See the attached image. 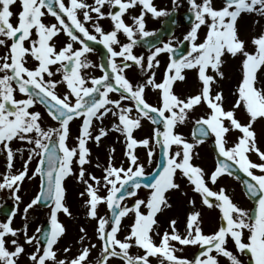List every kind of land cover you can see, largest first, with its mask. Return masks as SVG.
<instances>
[{"label":"snow or ice","instance_id":"6c2138e0","mask_svg":"<svg viewBox=\"0 0 264 264\" xmlns=\"http://www.w3.org/2000/svg\"><path fill=\"white\" fill-rule=\"evenodd\" d=\"M185 2L189 30L183 38L173 44V37L162 46L147 42V52L137 54L136 46L155 35L146 30V16L172 17L181 7L178 0H171L170 10L158 8L153 0H0V154L5 157L0 192H7L13 202L10 210L0 205L6 216L0 221V264H20L21 256L30 264H112L113 260L120 264H153V260L156 264H264V147L255 129L264 121V31L252 37L254 48L249 51L238 27L242 14L257 17L254 23L264 19V0ZM137 7L139 13L133 15L131 10ZM46 16L55 22L45 23ZM104 19L111 22L108 30L101 24ZM171 23L177 21L173 18ZM60 34L67 39L58 47ZM185 42L187 49L181 47ZM94 44L106 50V63L95 65L89 60ZM165 53L168 60L158 81L159 57ZM227 56L241 58L235 101L228 108L219 87ZM90 67H99L102 74L89 76L84 70ZM133 67L144 79L128 78L127 70ZM187 71L196 72L200 86L195 94L181 96L174 85L186 79ZM149 90L159 93L155 104L147 98ZM17 93L23 98H17ZM37 104L44 106L55 126H48L44 114L34 110ZM202 105L206 111L194 118L190 141L176 129ZM238 111L246 115L245 120ZM109 116L113 118L110 127L103 124ZM75 120H80L78 135L69 144ZM145 120L154 126L151 135L137 138L134 133ZM232 131L239 135L229 144ZM110 132L118 134L117 140L122 138L127 166L114 163L110 154L103 167L96 164L102 171L96 176L85 167L92 163L89 143L99 146ZM209 139L217 159L214 170L206 173L192 161L198 155L196 148ZM14 141L23 142L24 147L13 148ZM140 147L148 164L159 150L151 172H146L138 155ZM114 152L112 147L110 153ZM253 154L259 162L251 159ZM18 155L20 168H16ZM33 160L35 167L30 168ZM237 170L247 177L241 183L245 195L255 202L254 210L239 206L225 187L209 186ZM178 173L204 206L219 210L220 224L213 232L203 231L202 212L193 199L188 200L192 210L186 214L184 231L178 230L176 219H170L168 229L160 232L157 216L172 207L167 193L180 190ZM73 175L84 185L79 195L86 197L85 215L96 221L100 248L95 259L90 256L97 245L83 226L75 255L68 256L71 248L64 247L61 256L56 247L67 232L59 214L72 216L65 180ZM33 179H38V191L20 209L23 184ZM141 188L148 189L143 198L138 195ZM130 198H135L131 205ZM41 205L49 209L47 223L29 235L30 210ZM101 205L106 206L104 214H100ZM17 213L24 220L21 228L13 226ZM129 217L121 238L123 221ZM26 245L33 250L27 252ZM185 246L198 250L191 258L178 255ZM132 248L138 252L133 254Z\"/></svg>","mask_w":264,"mask_h":264},{"label":"rangeland","instance_id":"374dc122","mask_svg":"<svg viewBox=\"0 0 264 264\" xmlns=\"http://www.w3.org/2000/svg\"><path fill=\"white\" fill-rule=\"evenodd\" d=\"M220 1L217 0V3ZM156 6L158 8L166 7V9L172 8L171 0H155ZM181 3L183 5L182 9H188V5L186 4L185 0H181ZM257 19L254 15L249 14H242V17L238 19V27H239V33L242 39H245L248 44V50L252 51L254 46L251 44V39L253 36H256L261 33V31H264V19H261L259 23H254V20ZM203 35V32L201 33ZM241 58L238 56L236 58H233L231 56L225 57V63L223 65L222 70L225 73V77L223 80L220 81L219 87L223 89V93L225 96V107H231L232 103L235 101V96L233 95L234 88L238 80L241 76ZM161 67H159L158 71ZM144 79V76H140L139 80ZM159 80V79H157ZM197 83L196 88H192L193 83ZM179 83V82H178ZM200 84L195 79V75H189L187 80L185 82L176 84L174 86V89L177 94L181 96L195 94V92L198 90ZM158 92L154 91V100L157 101L158 99ZM206 111V106H200L197 107L196 110L191 114V119L184 125L180 126L176 130L180 133H182L185 137H187L190 141L192 139V127L194 125V118L198 117L199 115L203 114V112ZM238 117L241 120L246 119V115L242 111L237 112ZM113 120L108 121L106 120L105 126H109ZM154 126L147 120L143 121V126L136 130L135 136L137 138H143L146 136H150L152 132V128ZM255 129L257 132L259 143L262 147H264V121H260L255 125ZM239 135L238 131H232L228 134V140L229 144H231L236 137ZM117 133L110 132L109 135L105 138L106 142H103L97 146L94 145L91 160L92 163L86 165L85 167L89 172H92L96 176H101L102 171L101 168H97L96 164L99 163L102 167L106 164L108 156L111 154L114 156V163L119 165L121 162L127 166L126 158L123 155L124 151V145L121 143V140H117ZM74 144V143H70ZM91 146H93V142H91ZM114 147L115 152L110 153V149ZM102 149V150H101ZM138 155L141 159V161L145 164V170L146 172H151L152 169L155 167L156 160L158 159V150L157 154L154 156L152 164L147 163V157H146V151L143 147H140L137 149ZM196 152L198 155H196L193 159V163L196 165H199L202 167L206 173H210L214 169V155L212 151L209 148V145L207 143H203L199 145L196 148ZM251 159L253 161L259 162L258 158L255 154L251 156ZM1 167V166H0ZM74 170L76 169V166L74 165ZM30 168H34V166H30ZM4 170H0V173H3ZM28 187H31L34 185L36 188L38 180L33 179L31 181H27ZM176 182L180 184V190H172L169 193H167L169 197V202L171 203L172 207L165 209L162 213L158 214L157 219L160 224V232L162 233L165 229H168L169 226V220L170 219H176L177 220V227L180 232L184 231L185 228V217L186 214L191 211V206L188 204L189 199L195 200V206L198 210L202 212V228L205 233H211L214 230L217 229V227L220 224V213L218 212L217 219L215 217V208H208L204 206L201 202L200 196L192 191V186L188 183L187 179L180 176L179 173L176 177ZM36 183V184H35ZM211 187L213 189H216L217 187L215 185H212L210 183ZM219 187H225L227 191L230 193H233V196L236 199V202L239 203V206L242 207L243 205V195L241 188L237 184V182L229 177H224L223 179L218 180ZM38 187V186H37ZM65 187L67 189L66 198H67V204L72 212V216H66L63 213L59 214L60 221L65 225L67 232L63 236V238L59 241L60 244L64 247H68V244H73L74 249H71V253L75 255L77 253V250L81 247L80 243L78 242V238L81 235L80 228L83 226L86 228L88 232V236L91 238V242L95 243L97 245L96 249H93L91 252V259H95L99 255V248H100V241L96 239L94 229L96 225L95 220H91L86 217L85 212L86 209L83 204V199L81 198L79 193L84 190V185L77 181L76 176L73 175L71 177L66 178L65 180ZM27 192H30L28 188H26ZM148 190L142 188L139 190V197L143 198L147 195ZM6 192H0V205L4 204H12L13 202L8 197L5 198ZM35 196V192H32ZM186 193V194H185ZM101 194L103 193V190H101ZM28 197L24 203L20 205V209L24 207V204L28 203L31 199ZM135 199V198H133ZM38 207H34L32 210H30V216H29V227L28 232L29 235H31L37 226L42 225L43 222L47 221L48 217V211H42ZM37 209V210H36ZM100 214H104L107 209L106 206L101 205L100 206ZM4 215H0V221L5 220ZM131 222V217L125 218L123 221V229L120 233L121 238L123 235L127 232V225ZM24 224V220L22 218V215L20 213H17V215L14 217L13 220V226L17 228H21ZM22 239V237H21ZM157 241L159 240V237H156ZM58 243V244H59ZM27 247L32 251L33 247L27 245ZM26 247V249H28ZM188 247V248H187ZM184 247L183 251L189 252L194 251L195 246H187ZM131 252L133 254H136L138 252V249L132 248ZM20 264H30V262L27 260V257L21 256L20 258ZM112 264H120V261L113 260Z\"/></svg>","mask_w":264,"mask_h":264},{"label":"flooded vegetation","instance_id":"af4514ba","mask_svg":"<svg viewBox=\"0 0 264 264\" xmlns=\"http://www.w3.org/2000/svg\"><path fill=\"white\" fill-rule=\"evenodd\" d=\"M92 2V0H89V3H91ZM178 2L180 3V4H182L181 3V0H178ZM153 3L156 5L157 3H155V0H153ZM181 7H182V5H181ZM181 7H179L176 11H175V20L177 21V23H178V25L179 26H177L175 29H174V31H173V34H172V36L171 37H169V38H165L164 40H163V42H162V44L163 43H165V42H168L170 39H172L173 37L175 38V39H172V43L173 44H175L176 43V40H178V39H182L183 38V35L184 34H186V32L189 30V27H187V26H185L184 25V19H183V17H182V13L184 12V10H181ZM161 8H166V7H161ZM18 9H19V5L17 4L16 6H14L13 7V11L15 12V11H18ZM108 9L106 8L105 9V11H107ZM131 13L133 14V15H136V14H138L139 13V7H137V8H135V9H132L131 10ZM166 16H160V17H153L151 14H148L147 16H146V30H148V31H153V32H155L161 25H159V27L157 28V23L158 24H162V22H163V19L165 18ZM125 19H126V22H129V23H131V20L126 16L125 17ZM44 21H45V23H54L55 22V20H54V18L53 17H51V16H46L45 18H44ZM16 21H15V17L13 18V23H15ZM101 24L104 26V28L106 29V30H108V29H110V26H111V22H110V20H108V19H104V20H102L101 21ZM157 28V29H156ZM90 31H91V28H90ZM121 40L122 41H125V37L123 36V35H121ZM66 36H64L63 34H60L59 35V37H58V39L56 40V43H57V46L59 47V46H62V43L64 42V41H66ZM91 43V42H90ZM162 44H160V46H162ZM77 47L79 46V45H76ZM93 47H94V51L92 52V53H90L89 55H88V58H89V60H91L92 61V63L93 64H95V65H99V64H101V63H106L107 62V53H106V50L103 48V46L102 45H99V44H94L93 45ZM135 50V52L137 53V54H141V53H146L147 52V48L144 46V44L141 42V43H139L137 46H136V48L134 49ZM3 52V49H0V53H2ZM159 59H160V61H161V65H160V70L158 71L157 70V79H160L161 78V75H162V73H163V71H164V67H165V65H166V63H167V60H168V54H161V56L159 57ZM89 76H99V75H101L102 73H101V71H100V69H99V67H90L89 69H86V70H84ZM188 72H190V71H188ZM127 76H128V78L129 79H131V80H133V81H139V77L140 76H143V74L142 73H140L139 72V70L138 69H136L135 67H133L132 69H129V70H127ZM56 79H59V74L55 77ZM61 92H63L64 91V87L63 86H60V89H59ZM153 92L154 91H152V90H149L148 92H147V98H148V100H149V102L150 103H153V104H155L156 102H155V100H154V95H153ZM17 98H23V95L22 94H20V93H17ZM113 98H115V95L113 94ZM34 110H39V111H41L43 114H44V120H45V123L48 125V126H55V121H52L51 120V118L50 117H47V114H46V111H45V108H44V106L43 105H40V104H37L36 106H35V109ZM112 117L111 116H109L107 119H111ZM75 122H77V120H75ZM72 123H74V122H72ZM12 147L13 148H22V147H24V144H23V142H20V141H14L13 143H12ZM26 156H27V152L25 151L24 153H23V158H26ZM21 164H22V158H21V156H19L18 155V157H17V159H16V168H20V166H21ZM35 164H36V161L35 160H33L32 162H31V165L30 166H34L35 167ZM0 170H4L5 171V157H4V155L3 154H0ZM36 180H38V179H36ZM28 180H25V182H24V184H23V190H22V195H23V197H24V201L28 198V197H30V195H31V197L33 198L34 197V194L32 193V192H35V194L37 193V191H38V183H37V186H36V188L34 187V185L33 186H31V187H28V182H27ZM36 184V183H35ZM26 188H28V190H30V192H27L26 191ZM229 194H231V196L233 197V193H230L229 192ZM5 198H7L8 197V193L6 192L5 193ZM246 198V197H245ZM233 199H235V197H233ZM243 201V205H242V207H244L245 209H248V210H253L254 209V203L252 202V201H250L248 198H246V201H244V199L242 200ZM234 202H236V201H234ZM236 203H238V202H236ZM238 205H239V203H238ZM40 207V206H39ZM38 209H40V210H42V211H48L49 212V209L47 208V207H40V208H38ZM37 210V209H36ZM215 217H216V219H217V216H218V209H215ZM63 245H65L64 243L63 244H58L56 247L57 248H59L61 251H60V255L61 256H63V255H65L64 253H63V248H64V246ZM25 247H27V245L25 246ZM68 247H70L72 250L74 249V246H73V244L71 243V244H68ZM229 247L231 248L232 247V243H231V241H229ZM28 248V247H27ZM197 248V247H196ZM33 249V248H32ZM26 251L27 252H31V250L28 248V249H26ZM196 249H195V251H189V252H185V251H183V252H181V253H178V255H183V256H186V257H188V258H191L195 253H196ZM68 256H73V253H71V252H69L68 254H67ZM23 257H26V256H23ZM91 259V258H90ZM243 259H247L246 257H244ZM153 264H156V261L155 260H153Z\"/></svg>","mask_w":264,"mask_h":264},{"label":"water","instance_id":"95a60500","mask_svg":"<svg viewBox=\"0 0 264 264\" xmlns=\"http://www.w3.org/2000/svg\"><path fill=\"white\" fill-rule=\"evenodd\" d=\"M167 31L166 30H164V31H160L159 33H158V35H156V36H154V37H152V38H150L153 42H154V44H156V42L157 41H159V39L163 36L162 34H165ZM168 32H170V31H168ZM211 145H212V147H213V149H214V144H213V142H211ZM235 174L238 176V177H240L241 179H247L243 174H242V172H239L238 170L235 172ZM10 207V206H9ZM6 208V207H5ZM11 208V207H10ZM9 208V209H10Z\"/></svg>","mask_w":264,"mask_h":264},{"label":"bare ground","instance_id":"6f19581e","mask_svg":"<svg viewBox=\"0 0 264 264\" xmlns=\"http://www.w3.org/2000/svg\"><path fill=\"white\" fill-rule=\"evenodd\" d=\"M164 20V19H163ZM169 26L171 27L172 25H171V23L169 24ZM166 27V26H165Z\"/></svg>","mask_w":264,"mask_h":264}]
</instances>
